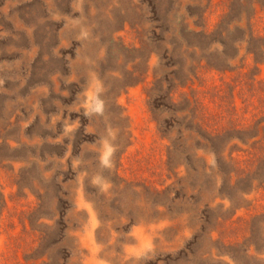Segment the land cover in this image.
Returning a JSON list of instances; mask_svg holds the SVG:
<instances>
[{
  "label": "rangeland",
  "instance_id": "374dc122",
  "mask_svg": "<svg viewBox=\"0 0 264 264\" xmlns=\"http://www.w3.org/2000/svg\"><path fill=\"white\" fill-rule=\"evenodd\" d=\"M247 49L264 0H0V264H264Z\"/></svg>",
  "mask_w": 264,
  "mask_h": 264
},
{
  "label": "trees",
  "instance_id": "16d2710c",
  "mask_svg": "<svg viewBox=\"0 0 264 264\" xmlns=\"http://www.w3.org/2000/svg\"><path fill=\"white\" fill-rule=\"evenodd\" d=\"M246 54L249 55L252 58V60H253V62L255 64H264V51L263 50H259L258 52H256V51H253L251 49H247L246 50ZM187 80L188 79H185V81H183V82L181 81L179 83V85H177V87L185 86L186 83L188 82ZM137 82H141V79H139ZM162 91H164L163 92L164 93V96H163L164 99L167 100V102L170 101L171 100L170 99V94L171 93L168 91V89H163V87L160 86L158 92H162Z\"/></svg>",
  "mask_w": 264,
  "mask_h": 264
}]
</instances>
